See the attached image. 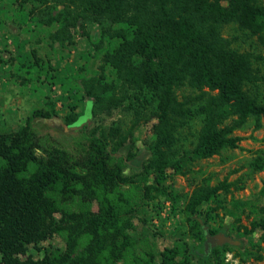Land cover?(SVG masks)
Returning <instances> with one entry per match:
<instances>
[{
    "label": "trees",
    "instance_id": "obj_1",
    "mask_svg": "<svg viewBox=\"0 0 264 264\" xmlns=\"http://www.w3.org/2000/svg\"><path fill=\"white\" fill-rule=\"evenodd\" d=\"M21 1L43 24L57 25L49 38L63 46L72 44V30L97 27L105 50L99 73L79 80L90 103L82 128L118 109L127 122L87 130L79 156L42 147L30 122L0 134V264H227L228 245L204 252L203 226L220 206V193L238 180H203L185 198L198 250H158L136 235L135 219L151 207L153 194L178 201L167 184L171 176H187L199 161L239 148V132L264 127V0ZM80 119L76 107L64 116L67 126ZM149 124L147 157L129 177L119 154ZM250 166L262 171L263 157ZM249 205L230 202L233 211ZM242 229L264 243V217ZM54 236L62 249L37 248ZM30 247L42 258L26 256Z\"/></svg>",
    "mask_w": 264,
    "mask_h": 264
},
{
    "label": "rangeland",
    "instance_id": "obj_2",
    "mask_svg": "<svg viewBox=\"0 0 264 264\" xmlns=\"http://www.w3.org/2000/svg\"><path fill=\"white\" fill-rule=\"evenodd\" d=\"M30 9L31 3L0 0V134L15 132L30 122L42 147H57L73 156L82 155L88 146L87 130L100 124L111 127L122 120L127 122V117L118 109L94 119L87 129L82 128L90 117V103L82 99L79 80L99 73L105 45L98 46L100 33L92 25L84 30H72L71 45L63 46L51 41L49 36L57 25L43 24L40 15L30 13ZM71 107H76L81 119L74 126H67L64 116ZM36 112L50 116H33ZM150 127V124L141 127L131 142L129 152L123 150L119 154L126 159L124 172L129 177L141 172V165L147 157L143 144L151 136ZM238 134L243 137L239 148L199 161L187 176H171L167 184L180 198L174 204L170 198L153 194L151 207L136 216V235L146 237L158 250L165 247L198 250L200 243L195 237L194 227L183 212L185 198L203 180H209L213 185L228 176V181L238 182L228 192L220 193V206L205 226L239 242L238 245H228L230 251L225 254V263L264 264V243L259 241L258 233L250 237L242 234V228H249L251 220L264 217V168L254 172L250 166L257 154L264 159V127ZM234 170L238 172L230 174ZM233 198L250 205L233 211L230 206ZM174 205L179 209L176 213L172 210ZM216 206L217 203L211 204L213 208ZM231 211L234 214H230ZM63 247L64 243L58 236L37 246L39 249ZM26 256L37 260L42 258L43 251L30 247ZM191 263L197 264L195 260Z\"/></svg>",
    "mask_w": 264,
    "mask_h": 264
},
{
    "label": "water",
    "instance_id": "obj_3",
    "mask_svg": "<svg viewBox=\"0 0 264 264\" xmlns=\"http://www.w3.org/2000/svg\"><path fill=\"white\" fill-rule=\"evenodd\" d=\"M203 231L205 233L204 241V252L208 253L210 248L221 247L223 245H238L239 242L233 240L230 236L225 234H215L210 235L208 232V227L203 226Z\"/></svg>",
    "mask_w": 264,
    "mask_h": 264
}]
</instances>
